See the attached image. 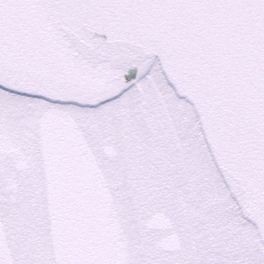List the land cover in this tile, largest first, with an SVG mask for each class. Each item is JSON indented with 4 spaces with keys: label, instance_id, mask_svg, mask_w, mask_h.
Masks as SVG:
<instances>
[{
    "label": "snow or ice",
    "instance_id": "obj_1",
    "mask_svg": "<svg viewBox=\"0 0 264 264\" xmlns=\"http://www.w3.org/2000/svg\"><path fill=\"white\" fill-rule=\"evenodd\" d=\"M0 264H264V0H0Z\"/></svg>",
    "mask_w": 264,
    "mask_h": 264
}]
</instances>
